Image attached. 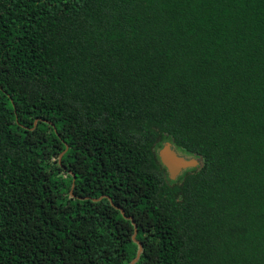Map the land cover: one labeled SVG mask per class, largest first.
<instances>
[{
  "label": "trees",
  "instance_id": "trees-1",
  "mask_svg": "<svg viewBox=\"0 0 264 264\" xmlns=\"http://www.w3.org/2000/svg\"><path fill=\"white\" fill-rule=\"evenodd\" d=\"M133 263L264 264V0H0V264Z\"/></svg>",
  "mask_w": 264,
  "mask_h": 264
},
{
  "label": "water",
  "instance_id": "water-1",
  "mask_svg": "<svg viewBox=\"0 0 264 264\" xmlns=\"http://www.w3.org/2000/svg\"><path fill=\"white\" fill-rule=\"evenodd\" d=\"M159 157L162 164L167 168L169 177L172 180L177 179L183 171L199 165V159L179 154L170 142H167L159 151ZM121 211L123 214L125 213L124 210ZM130 219L132 220V218ZM135 228L137 233L136 225Z\"/></svg>",
  "mask_w": 264,
  "mask_h": 264
},
{
  "label": "flooded vegetation",
  "instance_id": "flooded-vegetation-1",
  "mask_svg": "<svg viewBox=\"0 0 264 264\" xmlns=\"http://www.w3.org/2000/svg\"><path fill=\"white\" fill-rule=\"evenodd\" d=\"M197 159H198V158H197ZM199 164H200V160H199ZM183 172H184V171H183ZM183 172H182V173H183ZM182 173H181V174H182Z\"/></svg>",
  "mask_w": 264,
  "mask_h": 264
},
{
  "label": "rangeland",
  "instance_id": "rangeland-1",
  "mask_svg": "<svg viewBox=\"0 0 264 264\" xmlns=\"http://www.w3.org/2000/svg\"><path fill=\"white\" fill-rule=\"evenodd\" d=\"M182 155V154H181Z\"/></svg>",
  "mask_w": 264,
  "mask_h": 264
}]
</instances>
